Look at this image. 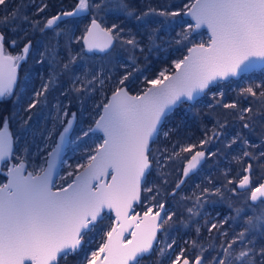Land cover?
<instances>
[{
	"label": "snow or ice",
	"instance_id": "snow-or-ice-1",
	"mask_svg": "<svg viewBox=\"0 0 264 264\" xmlns=\"http://www.w3.org/2000/svg\"><path fill=\"white\" fill-rule=\"evenodd\" d=\"M0 6L6 7L7 0H0ZM47 8L48 5L42 0V3L36 6L35 15L39 16ZM117 8L127 17L141 22V27L146 30L149 24L156 23L149 19L150 17H164L167 20L178 18L182 13L189 15L195 23L188 24L187 30L179 34L182 39L176 43H191L189 33L205 27L209 33L207 46L202 40L189 47L188 55L173 61L175 74L167 75L168 70L165 69L155 78L145 77V83L151 87L132 95L129 86L134 83L135 72L139 71L135 66L134 52L138 48L143 52L140 42L130 30H127L129 38L125 39L123 34L126 28L120 24L113 23L111 27H104L95 17L92 18L80 38L84 45L81 53L77 56L69 53L68 61L62 64L61 73L71 74L70 88L67 91L75 92L77 99H82L97 88L103 90L106 82L113 84V73H106L103 67L98 70L85 69L81 75L75 74L74 65L78 57L82 59L83 54L94 50L107 52L119 44L132 53L128 60L132 62L133 71H128L126 64L120 65L126 70L115 80L107 102L102 101L97 105L102 107L103 114L95 121V129L90 127L83 134L88 136L89 132L100 130L104 134L103 142L96 147L95 155L88 157L87 165L80 166L84 167V171L76 175L66 187L56 188L53 174L69 127H64L63 132L59 133L60 142L55 143L45 159L47 167L40 166L35 171H27L22 158H18L17 163L8 164L12 156V136L7 130L8 122L16 114L0 116L3 125L0 127V163L7 166V180L0 183V264H61V261H67L69 257H79V264H141L145 256L157 250L161 243L157 233H164L175 215L169 213L165 204L160 202L154 206H146L142 216L136 213L134 208L148 199L144 194L155 193L150 198L153 201L159 195L158 188L148 186V177L154 164L161 166V160L155 156L151 145L163 131L164 124L180 105L195 100L201 93L211 92L220 81L257 67H264V0H189V3L184 4L178 11H172L167 6L153 7L151 4L137 10L128 0H119ZM94 10L99 12L109 9L105 0H78L74 11H61L43 22L39 19L30 20L24 15L22 21L29 23L34 31L44 33L49 29L55 31L59 26L58 22L65 17ZM19 18L17 9L0 18V27L14 23ZM17 30L16 27L12 28L13 32ZM157 31V28H152L149 32L150 43L154 41ZM59 34L57 32V35ZM17 43L16 39L9 40L5 32L0 31V98L12 94L19 61L26 58L33 46L32 41L28 40L24 44L22 54L8 53L6 45L15 47ZM48 54L55 62V49ZM40 55L43 58L45 53ZM42 62L43 59L38 61ZM55 82L56 74L50 76L48 83H44L41 89L34 93V98L28 103L25 111L31 113L43 103L41 98L46 97L50 85ZM217 95L220 99H216ZM224 95L223 91L214 93L215 104L234 110L242 122V128L251 130L258 112L251 106L239 107L237 101L224 103ZM240 96L244 99L252 97L264 104V83L241 89ZM60 107L57 106L58 112ZM63 115L67 116L68 112L65 110ZM72 117L75 118V113H72ZM31 118L30 114L22 126L27 125ZM71 123V120L67 121L69 126ZM217 127L223 129L226 125L218 122ZM173 131L170 128L163 134L169 137ZM221 135V132L215 130L211 135L206 133L199 146L210 144ZM52 136L53 133L49 132L50 140ZM237 144L242 145V156L234 159H264V141L257 145L243 137L241 132H237L226 147L232 148ZM197 147L196 144H189L180 148L181 152L192 153L187 167L183 170L185 177L196 169L202 160L207 159L205 151H194ZM253 149H259V155ZM179 155L180 152L176 151L166 157L161 153L167 160ZM214 155L216 153L209 152V156ZM251 171L252 164L249 163L247 168L243 169V172L249 174L238 173V184L231 191L247 192L248 200L252 202L248 207L255 208L264 205V183H254ZM72 175V172L68 173V176ZM108 177L110 180L106 179ZM183 183V180L177 183L176 189ZM228 183L232 184L233 181L229 180ZM176 189L173 190V195ZM203 192L210 193V189L205 188ZM216 194H220L219 188L216 189ZM203 203L202 197L196 196L194 206L187 211L200 215L198 209L203 207ZM241 211L236 209L237 215H240ZM113 212L114 220L109 230L104 233L106 239L89 255L85 245L90 241L86 237ZM228 219L226 217L221 223H212L208 228L209 233L216 230L221 236L227 237L228 233L221 229ZM245 225L230 241H222L218 249L213 248L216 254L211 260L204 255L208 249L198 245L197 241L191 242L194 248L200 249L195 257L186 256V249L181 248L172 259L176 245L174 239L171 243H165L164 247H158L159 255L169 259L170 264H264V209L248 216ZM129 229L132 231L129 232ZM126 232L131 239H125Z\"/></svg>",
	"mask_w": 264,
	"mask_h": 264
},
{
	"label": "trees",
	"instance_id": "trees-1",
	"mask_svg": "<svg viewBox=\"0 0 264 264\" xmlns=\"http://www.w3.org/2000/svg\"><path fill=\"white\" fill-rule=\"evenodd\" d=\"M77 2L78 0H43L48 8L39 16L35 15L36 6L41 4L42 0H35L34 3L33 0H7L6 7L0 6V18L8 16L19 9V19L5 27H0V31L5 32L9 40L16 39L18 41L15 47L6 45L8 53L12 55L20 54L28 40H31L33 45L27 59L19 66L18 79L12 94L0 99V116L16 114L9 120L7 129L10 131L14 143L10 161L19 162L18 158H22L25 166L31 171L43 166L49 153L47 150L38 151L43 145V140L49 132L53 133L52 139L54 140V137L65 127L67 121L73 119L72 113H75L73 119L75 124L70 149L72 146L74 148V143H77L78 146V144L85 141L88 145L85 152L78 158V162L70 164L66 168L63 167L62 171L67 168L70 171L73 170V175L60 180V187H64L71 182L74 175L84 168L77 167L78 164L85 166L88 161L84 160L95 153L97 143L94 139L98 135L91 132L88 136L83 134L90 127L92 128L100 115L102 107H97V105H100L102 101L107 102L109 95L112 93L115 80L126 70L120 65L126 64L128 65L127 70L133 71L132 62L128 60V56L132 53L119 44L106 54L90 55L85 53L82 59L78 57L77 63L74 65L75 74L81 75L85 69L98 70L103 67L106 73L109 71L113 73V84L106 82L103 90L97 88L96 91L83 96L82 99H77L75 92L67 91L70 88L71 74L61 73L62 64L68 61L69 53L73 56L81 53L84 46L80 38L84 35L85 29L90 25L93 17L104 27H111L113 23L120 24L126 28V32L123 34L125 39L129 38L127 30H130L131 34L135 35L140 42L143 52L139 48L134 52L135 66L139 71L135 72L134 83L129 86V91L133 94L142 93L150 86L145 83V77L155 78L160 71L165 69L168 70V74L172 73L175 70L173 61L183 59L188 48L192 45L200 43L202 40L205 44L208 41L207 33L202 31L195 35L192 32L189 33L191 43L188 41L181 44L176 43L177 40L182 39L179 34L186 31L188 24H191L188 19L183 17V13L178 18L167 20L164 17H150L149 19L156 21V23L149 24L146 30L141 27V22L127 17L118 10L119 0H105L109 10L99 12L94 10L90 13L85 12L69 17L60 22L55 31L51 29L45 30L44 33L34 31L29 23L22 21L24 15H27L30 20L46 21V19L61 11H74ZM128 2L137 10L144 9L148 4H151L153 7L167 6L172 11H178L183 8L184 4L189 3V0H128ZM13 27L18 30L13 32ZM152 28H157L158 31L155 34L154 41L150 43L148 37ZM57 32L60 34L57 35ZM53 49L56 52L55 62L48 54ZM42 52L45 53L43 58L40 55ZM41 59H43V62L38 63ZM54 74H56V82L50 85L46 97L41 98L44 102L33 109L31 113L25 111L28 103L34 98V93L39 91L44 83H48L50 76ZM255 74L257 72L243 76V78H250ZM242 79L222 82L220 84L222 88L219 85L214 86L211 92L207 91L203 98L193 105L187 102L180 105L169 116L163 126V131L156 138L155 143L152 144L155 156L161 160V166L154 164L151 175L148 177V186L158 188L159 195L153 201L150 198L155 193L144 194L148 199L138 208L144 209L146 206L160 202L164 203L169 211L172 209L171 211L175 215L173 220L169 221V225L166 226L162 238H166L170 233L177 237H188V240L181 246L186 249L185 255L190 258L195 257L200 251L199 247L194 248L191 243L197 241L198 245L208 249L204 255L207 256L208 260H211L212 256L216 254L213 248L218 249L222 241H230L235 233L242 231L246 226L245 221L248 216L259 213L261 209H264V205L249 208L248 205L252 203L248 200L249 194L247 192L241 190L233 192L231 189L234 186L232 188L228 187V190H224L220 186V184L227 186L229 180H236L238 183L240 178L238 173L249 174L243 172V169L247 168L249 163L252 164L251 179L253 182L258 181L261 183L264 178V159L249 161L244 158L243 160H237L234 157L242 156V145H233L232 148L226 147L237 132H241L243 137L257 145L264 141V104L255 98L248 97L244 99L240 96L241 89L264 83V75L258 76L257 79L249 83H242ZM220 91L225 94L222 98L224 103L237 101L239 107L251 106L255 112H258L251 130L242 128V122L234 110L224 109L215 104L212 92L219 93ZM65 92L67 94L62 95ZM216 99H220V97L217 95ZM58 105L61 106L59 112L57 111ZM65 110L68 112L67 116L63 115ZM30 114L32 115L31 120L28 121L27 125L22 126L23 121L27 120ZM218 122L225 124L226 127L223 129L218 128ZM2 126V121H0V127ZM170 128L174 131L169 137H165L163 132L168 131ZM214 130L222 133L220 138L213 140L210 144L199 146V142L205 139V134L211 135ZM189 144L198 146L194 151H205L207 159L204 160L200 169L184 177L183 170L192 153L181 152L180 148ZM51 149L49 150L51 151ZM36 150L38 152L34 156L33 152ZM165 150L167 151L165 152ZM173 151L180 152V155L171 160L161 156V153H164V157L171 155ZM253 151L259 155V149H253ZM209 152L216 153V155L209 156ZM68 153L69 150L66 157ZM71 161L73 162V160ZM226 176L229 178L226 179ZM231 176H234V179H231ZM4 180H6V176L0 173V183ZM181 180L184 183L181 184L179 189H176V184ZM205 188L210 189V193H204L203 189ZM217 188L220 189V194H216ZM174 189H176L175 195L172 194ZM196 196H201L204 201L203 207L198 209L200 215H193L187 211L188 208L194 206ZM236 209L242 210L240 215H237ZM226 217L229 218L228 222L223 224L221 230L228 233L227 237L221 236L216 230L209 233L208 228L212 223H221ZM110 225L111 222L104 219L94 232L104 231ZM198 228L199 234H197ZM90 234L89 238L86 237V239L90 240ZM104 240L105 236L102 237L100 242L87 243L85 248L88 250V254L90 255V252L98 248ZM79 260V257H69L67 261H61V264H79ZM141 264L168 263L155 261V258L150 256L144 258Z\"/></svg>",
	"mask_w": 264,
	"mask_h": 264
},
{
	"label": "rangeland",
	"instance_id": "rangeland-1",
	"mask_svg": "<svg viewBox=\"0 0 264 264\" xmlns=\"http://www.w3.org/2000/svg\"><path fill=\"white\" fill-rule=\"evenodd\" d=\"M20 54H22V52L20 53ZM29 54V53H28ZM28 54H26V58L24 59V60H22V61H19V64H18V66H20V64L23 62V61H25L26 59H27V56H28ZM17 55V54H16ZM166 74L167 75H169L167 72H166ZM253 74V73H252ZM248 75H251V74H248ZM261 75H264V69H262V70H260V71H257V74H255V75H253L252 77H250V78H243V76H246V75H243L239 80H241L242 78V83H249L250 81H254L255 79H257V77L258 76H260L261 77ZM234 81H237V80H234ZM228 82H230V81H228ZM220 84H222V82H220L218 85H219V87H220ZM220 88H222V87H220ZM13 90H14V88H13ZM13 90H12V92H13ZM213 92H215V91H213ZM212 92V94H214ZM70 120V119H69ZM71 121H72V123H74V120L73 119H71ZM67 126V123H66V125H65V127ZM64 129V128H63ZM63 129L60 131V132H62L63 131ZM8 132L10 133V131L8 130ZM59 132V133H60ZM59 133H58V135H56L54 138V140L53 139H49L48 138V135L46 136V138L43 140V145L41 146V148L38 150L39 152H42V150H47L48 152H50V148H53L54 147V145H55V143L57 142V140H58V138H59ZM11 134V133H10ZM93 134H96V135H98L97 136V138H95L94 139V141L97 143L96 145L98 146L99 144H102V142H103V137L100 135V134H97V133H93ZM97 139V140H96ZM85 142V141H84ZM82 143V144H79L78 146L76 145L77 143H74V148H73V146H72V148L70 149V147H69V153H68V155H67V157L65 158V161H64V164H63V167H67V166H69L70 164H75L76 162H78L77 160H78V158L80 157V155H82L84 152H85V150H86V148H87V144H86V142L85 143ZM72 145V144H71ZM70 145V146H71ZM52 150V149H51ZM71 150V151H70ZM37 150L36 151H34L33 152V155L35 156V154L38 152ZM47 157H48V155H47ZM89 157V156H88ZM88 157H87V159L86 160H84V161H88ZM47 159V158H46ZM71 160H73V162L71 161ZM12 163H17V162H15V161H9L8 162V164L10 165V164H12ZM46 164V163H45ZM45 164L43 165L44 167H45ZM87 165V164H86ZM85 165V166H86ZM81 165L80 164H78V166L77 167H80ZM63 167H62V169H63ZM26 169H28L27 167H26ZM83 169V168H82ZM29 170V169H28ZM6 172H7V166L6 165H4V167H3V170H2V172L1 173H3V175H5L6 176ZM69 172H72L73 173V170H71L70 171V169H65V171H62L61 170V173H60V175L58 176V178H57V180H56V182H55V187L56 188H58V187H60L59 186V181L60 180H62V179H64L66 176H68V173ZM6 182V180H4V182H1V183H5ZM154 206V205H153ZM156 209H155V207H153V211H155ZM169 213H170V211H168ZM105 219H107L108 221H110L111 222V224H112V221L114 220V217H113V215L112 214H110V216L109 217H106ZM109 230V227L107 228V229H105L104 231H100L99 233L97 232V233H95L94 231V233L93 232H91V234H90V242H89V244L91 243V244H93V243H97V242H100V240L102 239V237L104 236V233L106 232V231H108ZM94 234V236H92ZM88 238H89V236H88ZM88 238H87V240H88ZM106 238V237H105ZM97 249V248H96ZM95 249V250H96Z\"/></svg>",
	"mask_w": 264,
	"mask_h": 264
},
{
	"label": "water",
	"instance_id": "water-1",
	"mask_svg": "<svg viewBox=\"0 0 264 264\" xmlns=\"http://www.w3.org/2000/svg\"><path fill=\"white\" fill-rule=\"evenodd\" d=\"M57 14H58V13H57ZM81 14H83V13H81ZM55 15H56V14H55ZM79 15H80V14H79ZM51 17H52V16H51ZM51 17H50V18H51ZM71 17H72V16H71ZM183 17H184L185 19H188V20L191 22V24H194V23H195L191 16H189V15H184V14H183ZM68 18H69V17H65L62 21L66 20V19H68ZM62 21H60V22H62ZM97 21H98V20H97ZM60 22H58V24H59ZM98 22H99V21H98ZM202 31H205V32L207 33V35L209 36L208 30H207V28H205V27H202L201 29H198V30H196L195 32H192V34L195 35V34H198V33L202 32ZM194 45H195V44H194ZM194 45H192L191 47H193ZM83 46H84V45H83ZM206 46H207V43H206ZM111 50H112V49L108 50L107 52H100V51H98V50H94L93 52H91V53H87V54H106V53L110 52ZM186 55H188V50H187ZM186 55H185V56H186ZM262 69H264V67H257V68H255V69H253V70H251V71H248V72H242V73H240V74H239L238 76H236V77H230L228 80H224V81H220V82H228V81H231V80H239L243 75H248V74H251V73H253V72L260 71V70H262ZM175 72H176V69H175L172 73H170L169 75H173V74H175ZM18 73H19V68L17 67V69H16L17 79H18ZM17 79H16V81H17ZM220 82H219V83H220ZM149 87H151V85H150ZM129 92H130V91H129ZM206 92H207V91H206ZM206 92H205V93H206ZM205 93H201V94H199L198 96H196L195 100L190 101V102H187V103L194 104L195 102L199 101V100L205 95ZM111 94H112V93H111ZM111 94L109 95V98L111 97ZM130 94H132V93L130 92ZM132 95H135V94H132ZM0 99H1V98H0ZM102 114H103V112H102V109H101L100 115H102ZM100 115L98 116L97 120L99 119ZM68 127H69V131H68V133L65 134V139H64V141L62 142L59 158L56 159V167H55V171H54V174H53V183H54V185H55V182H56L58 176H59L60 173H61V170H62V167H63L64 161H65V156H66V153H67V149H68L69 144H70L71 133H72V126L70 125V126H68ZM92 128L95 129V123L93 124ZM62 132H63V131H62ZM92 133L100 134L102 137H103V135H104L103 132L100 131V130H95V131H93ZM58 142H60V141H59V138H58V140H57L56 143H58ZM54 146H55V145H54ZM151 147H152V145H151ZM13 149H14V143H13V138H12V154H13ZM52 149H53V148H52ZM51 151H52V150H51ZM94 155H95V153H94ZM205 156H206V155H205ZM11 157H12V156H11ZM47 158H48V157H47ZM10 160H11V158H10ZM10 160H9V161H10ZM4 165H5V164L0 163V173L2 172ZM198 166H199V165H197V167H198ZM45 167H47L46 164H45ZM27 171H31V170H28V169H27ZM83 171H84V168L81 169L76 175L82 173ZM76 175H75V176H76ZM75 176L73 177V180L75 179ZM106 179H107V180H110V177H108V178H106ZM6 180H7V177H6ZM261 183H264V179L262 180ZM65 187H66V186H65ZM54 190H55V188H54ZM250 202H251V201H250ZM251 203H252V202H251ZM136 206H137V205L134 206L135 210H136ZM135 212H136V213H139V212H137V211H135ZM111 214L113 215V217H115V213H114V212L111 213ZM130 214H131V213H130ZM139 214H140V213H139ZM140 215L142 216L143 213L140 214ZM131 231H132V229H129V232H131ZM159 233H160V232L157 233V237H158V239H159ZM125 239H131V236L129 235L128 232L125 233Z\"/></svg>",
	"mask_w": 264,
	"mask_h": 264
},
{
	"label": "flooded vegetation",
	"instance_id": "flooded-vegetation-1",
	"mask_svg": "<svg viewBox=\"0 0 264 264\" xmlns=\"http://www.w3.org/2000/svg\"><path fill=\"white\" fill-rule=\"evenodd\" d=\"M91 55V54H90ZM18 68H19V66H18ZM20 70V69H19ZM19 74V73H18ZM252 74V73H251ZM253 76V75H252ZM231 81H233V80H231ZM16 84V83H15ZM15 84L13 85V88H14V86H15ZM149 87V86H148ZM133 94V93H132ZM206 94V93H205ZM203 98V97H202ZM201 100V99H200ZM196 103V102H195ZM194 103V104H195ZM190 104V103H189ZM191 105H193V104H191ZM74 124H75V122L74 123H71V126H72V133H73V129H74ZM69 125L67 124V126L66 127H68ZM72 133H71V136H72ZM92 133V132H91ZM70 144H71V139H70ZM70 144H69V147H70ZM81 144V143H80ZM79 145V144H78ZM69 147H68V149H69ZM68 149H67V151H68ZM206 155V154H205ZM66 158V157H65ZM203 162H204V160H202L201 161V163L199 164V166L196 168V169H194V170H192L189 174H191V173H194V172H196L198 169H200V167H201V165L203 164ZM185 167H187V164H186V166ZM234 171H235V169H234ZM76 175V174H75ZM74 175V176H75ZM185 177V176H184ZM226 179L227 178H229L228 176H226L225 177ZM231 179H234V176H231ZM264 179V178H263ZM73 180V179H72ZM262 182V181H261ZM237 182H236V180H233V183L232 184H229V183H227L226 185L227 186H224V185H221L220 184V186H221V188H223L224 190H228V187L229 188H232L233 186L234 187H236L237 186ZM67 186V185H66ZM224 186V187H223ZM65 187V186H64ZM141 204H138L137 206H136V210L135 211H137V212H139L140 214H142L143 213V211L145 210V208L144 209H139L138 207L140 206ZM166 206V205H165ZM167 208V207H166ZM168 210V209H167ZM172 210V209H171ZM170 210V213H172L173 211H171ZM169 211V210H168ZM163 233H159V240L161 241V243H160V245L158 246V247H164V244L165 243H171V241L174 239L175 241H176V245L174 246V248H175V252L174 253H172V259H174L175 258V255L176 254H178L179 252H180V250H181V248H182V244H184L187 240H188V237H177L176 235H172L171 233L170 234H168L167 235V237L166 238H162L163 237V235H162ZM106 239V238H105ZM158 247H157V250L156 251H154L151 255H149V256H145V258H147V257H150V256H152V257H154L155 258V261H164V262H166V263H168V264H170V261H169V259H167V258H164V257H161L160 255H159V251H158Z\"/></svg>",
	"mask_w": 264,
	"mask_h": 264
}]
</instances>
